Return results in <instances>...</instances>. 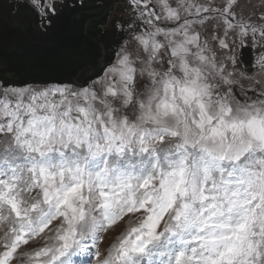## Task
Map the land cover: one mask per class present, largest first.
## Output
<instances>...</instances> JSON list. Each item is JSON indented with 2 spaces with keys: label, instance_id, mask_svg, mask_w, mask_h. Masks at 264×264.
<instances>
[{
  "label": "snow or ice",
  "instance_id": "obj_1",
  "mask_svg": "<svg viewBox=\"0 0 264 264\" xmlns=\"http://www.w3.org/2000/svg\"><path fill=\"white\" fill-rule=\"evenodd\" d=\"M13 5L0 264H264V0Z\"/></svg>",
  "mask_w": 264,
  "mask_h": 264
},
{
  "label": "flooded vegetation",
  "instance_id": "obj_2",
  "mask_svg": "<svg viewBox=\"0 0 264 264\" xmlns=\"http://www.w3.org/2000/svg\"><path fill=\"white\" fill-rule=\"evenodd\" d=\"M11 3L12 0H3V3L0 4V8L3 9V12L0 13V36L3 37L7 35L9 30L14 33L17 23L25 20L24 15L15 12L14 5L11 9L9 8V4ZM121 3H123V0H84L85 8L77 13V16L83 21L88 34L92 35L95 26L99 25L106 17L108 21L111 20L110 16L118 9ZM29 38L32 37L29 35ZM104 39L112 40L114 39V34L109 33Z\"/></svg>",
  "mask_w": 264,
  "mask_h": 264
},
{
  "label": "water",
  "instance_id": "obj_3",
  "mask_svg": "<svg viewBox=\"0 0 264 264\" xmlns=\"http://www.w3.org/2000/svg\"><path fill=\"white\" fill-rule=\"evenodd\" d=\"M0 38H2V39H11V38H15V39H17V40H19V39H24V38H28V39H36V38H34V37L29 38V36L24 37V36H21L19 33H15V32L12 33L11 30L8 31L7 35H5V37L0 36ZM58 38H59V37H58V34L54 33V35H52L51 37H49V40H50L52 43H55V42H57ZM8 75L11 76L12 73L10 72V73H8ZM45 75H50V76L60 77V76H61V73H59V72H57V71H51V72L45 73Z\"/></svg>",
  "mask_w": 264,
  "mask_h": 264
},
{
  "label": "rangeland",
  "instance_id": "obj_4",
  "mask_svg": "<svg viewBox=\"0 0 264 264\" xmlns=\"http://www.w3.org/2000/svg\"><path fill=\"white\" fill-rule=\"evenodd\" d=\"M123 3H121V5H119V7H118V9L114 12V13H112V15L110 16L111 17V19L113 18V17H116V16H118V15H120L121 14V10L123 9ZM111 22V20L109 21V23ZM246 55H247V53H246Z\"/></svg>",
  "mask_w": 264,
  "mask_h": 264
}]
</instances>
